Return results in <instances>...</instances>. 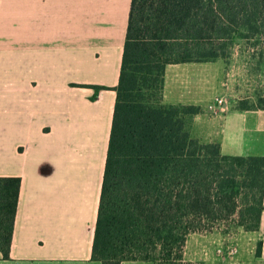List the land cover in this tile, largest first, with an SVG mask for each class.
Returning a JSON list of instances; mask_svg holds the SVG:
<instances>
[{"label":"crops","instance_id":"0c3cea01","mask_svg":"<svg viewBox=\"0 0 264 264\" xmlns=\"http://www.w3.org/2000/svg\"><path fill=\"white\" fill-rule=\"evenodd\" d=\"M130 4L0 0V176L21 178L9 259L0 252V264H102L92 245ZM210 63L168 64L163 102L199 106L191 135L218 142L222 154L264 156V109H238L242 98L225 94L219 112L222 94L200 81ZM259 241L264 264V201L259 230L191 233L185 255L254 264ZM229 244L238 248L232 259L216 250Z\"/></svg>","mask_w":264,"mask_h":264},{"label":"trees","instance_id":"16d2710c","mask_svg":"<svg viewBox=\"0 0 264 264\" xmlns=\"http://www.w3.org/2000/svg\"><path fill=\"white\" fill-rule=\"evenodd\" d=\"M264 37V0H131L92 245L102 264L184 260L191 233L259 230L264 156L224 155L190 132L201 112L163 102L168 64L225 60ZM98 92L108 89L91 86ZM239 101L237 108L264 109ZM21 178L0 176V252L9 259ZM259 241L256 255H261Z\"/></svg>","mask_w":264,"mask_h":264},{"label":"rangeland","instance_id":"374dc122","mask_svg":"<svg viewBox=\"0 0 264 264\" xmlns=\"http://www.w3.org/2000/svg\"><path fill=\"white\" fill-rule=\"evenodd\" d=\"M214 62L207 65L208 75L200 79L207 86V92L212 93V96L222 94L221 96L224 99L225 94L229 98L238 96L242 98L241 101L247 102L249 105L259 104L258 99L264 97V37L256 47L251 42L237 41L230 49V55L227 59H219ZM187 64L199 67L198 63ZM186 251L184 247L185 262L208 264L204 260L198 259L196 255H192V253L187 252L185 255ZM214 257L216 258V256ZM257 258L255 247L252 256L254 264L256 262L258 264L259 260ZM189 259L193 261H188ZM221 262L215 261L214 264H221Z\"/></svg>","mask_w":264,"mask_h":264},{"label":"built area","instance_id":"2783aa9c","mask_svg":"<svg viewBox=\"0 0 264 264\" xmlns=\"http://www.w3.org/2000/svg\"><path fill=\"white\" fill-rule=\"evenodd\" d=\"M214 101L216 106L218 107V111L224 112L226 108V100L224 99V97H216ZM237 252L238 248L233 244H229L226 247L221 246L217 249L218 254L226 256L230 259H232L237 254Z\"/></svg>","mask_w":264,"mask_h":264}]
</instances>
